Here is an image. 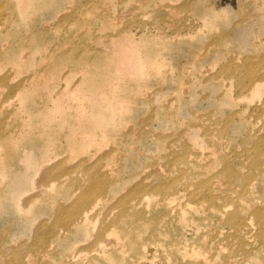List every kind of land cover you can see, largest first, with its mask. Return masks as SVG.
<instances>
[{
	"label": "rangeland",
	"instance_id": "374dc122",
	"mask_svg": "<svg viewBox=\"0 0 264 264\" xmlns=\"http://www.w3.org/2000/svg\"><path fill=\"white\" fill-rule=\"evenodd\" d=\"M16 3L0 0V264H264V81L242 88L264 76V0ZM59 93L98 96L69 145L40 135Z\"/></svg>",
	"mask_w": 264,
	"mask_h": 264
},
{
	"label": "bare ground",
	"instance_id": "6f19581e",
	"mask_svg": "<svg viewBox=\"0 0 264 264\" xmlns=\"http://www.w3.org/2000/svg\"><path fill=\"white\" fill-rule=\"evenodd\" d=\"M29 1L30 0H18L20 5H24ZM16 4H17V7L19 8V4L18 3ZM14 10H17L15 6H14ZM19 57L20 56L14 57L12 54L6 55L7 61L11 63H16ZM263 81H264V76L263 77L258 76L255 78L252 76L251 79L249 80V85L246 87H242V88L244 89V91L246 90V92H250V94L254 97L255 95L260 93V88H263ZM102 82H103L102 83L103 86L99 88L98 96L102 95V92L106 89L107 84H108L106 83L107 80L105 79ZM64 96H65L64 93H59L57 95V106H58L57 124L53 123L51 117H46V118L41 119L43 126L40 130V135L48 140H52L55 138L51 134L61 131L62 133L65 134L67 145H69L73 140H77V138L75 137V133L78 130L85 132L87 135L91 133V129H92V127H90L91 124L90 125L82 124L85 120L88 119L87 112L82 111V106L84 108L93 106L95 101L98 99V96L96 100L92 99L91 101H88L90 98L86 96H82L81 101H75L74 97L66 101L64 99ZM95 107L96 108L98 107L99 110L94 112L89 117L91 118V122L93 123L98 122L102 127L106 128L108 124L110 123V120L112 119L111 108L112 107L114 108V105L113 104L107 105L106 103L103 105H97V102H96ZM109 113H110V116H109ZM34 129H35L34 127H33V130H32V127H30L31 131L36 132ZM101 137L104 138V135H102ZM90 138L92 139V137ZM223 163H225V159L220 160V164H223ZM28 164L30 167H32V169L34 168V171H36L37 165H36V160H34V158H31ZM83 165L84 164H82V166ZM222 173H223L222 177L224 179H231L234 177V172L231 171L229 168H227L226 172L223 170ZM47 176H50V173H48ZM50 181H53V180H50ZM90 188L91 189L87 191L89 193L86 194L84 200L74 205L73 208L70 210V214H69V221L71 220L70 225H69L70 227L68 226L69 228L66 229L68 233H70L71 232L70 230L74 227L83 226L82 224H84L87 221L90 215L89 214L90 211L93 210V208L97 204L91 201V196L93 193H90L91 191L94 190V188L95 190L97 189L93 185ZM132 193H137V192H132ZM142 203H143L142 200L134 201V206L135 207L140 206ZM123 204H124V201L121 203V206ZM81 205H83V208H80ZM259 223H262V219L259 220ZM71 226L73 227L71 228ZM246 226H249V224L246 223ZM161 235L162 233L155 234V232L152 229V231H150L149 241H155L153 240V237L158 238ZM120 239H122L123 241V236H120ZM145 249L149 253V255L154 256L155 254L154 246H146ZM78 253L79 252H76L72 258H77Z\"/></svg>",
	"mask_w": 264,
	"mask_h": 264
}]
</instances>
